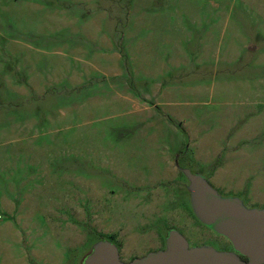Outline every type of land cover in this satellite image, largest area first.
<instances>
[{
	"label": "rangeland",
	"instance_id": "obj_1",
	"mask_svg": "<svg viewBox=\"0 0 264 264\" xmlns=\"http://www.w3.org/2000/svg\"><path fill=\"white\" fill-rule=\"evenodd\" d=\"M224 163L210 181L264 208V0H0V263L214 239L180 168Z\"/></svg>",
	"mask_w": 264,
	"mask_h": 264
},
{
	"label": "water",
	"instance_id": "obj_2",
	"mask_svg": "<svg viewBox=\"0 0 264 264\" xmlns=\"http://www.w3.org/2000/svg\"><path fill=\"white\" fill-rule=\"evenodd\" d=\"M187 178L190 205L206 226L227 237L234 250L212 245H190L176 228L168 231L165 248L126 262L118 246L100 238L83 264H264V208L249 207L238 196L222 195L202 172L180 168ZM244 255L248 260L241 258Z\"/></svg>",
	"mask_w": 264,
	"mask_h": 264
},
{
	"label": "flooded vegetation",
	"instance_id": "obj_3",
	"mask_svg": "<svg viewBox=\"0 0 264 264\" xmlns=\"http://www.w3.org/2000/svg\"><path fill=\"white\" fill-rule=\"evenodd\" d=\"M184 154V151L182 153H177L176 156H175V159L177 158V161L178 159L180 158V156L182 157ZM232 155V154H231ZM230 155V156H231ZM229 156V157H230ZM216 157H219L220 159H224V154H220L219 156H216ZM176 163V161H175ZM201 165V164H200ZM183 173V172H182ZM215 172L213 171L208 178L209 182L217 189L219 190V192H221L222 194H226V195H231V196H237L239 192H236V191H233L232 188L230 186H224V185H215L214 183H212L210 180L213 179L212 177L214 176ZM187 186V185H186ZM234 192V193H233ZM241 193V192H240ZM237 194V195H235ZM242 195H244V193H242L241 195L239 194L238 197L240 196V198L242 197ZM245 198H244V202L246 203V205H248L249 207H253V200H251V195H244ZM188 204V202H187ZM190 205V200H189V204ZM191 207V205L189 206ZM192 209V208H191ZM188 211L189 208H188ZM193 211V210H192ZM195 215V214H194ZM197 218V217H196ZM198 219V218H197ZM199 220V219H198ZM200 221V220H199ZM201 225L207 227L213 234H214V239H211V240H207V241H203L201 243H199L198 245H204V244H209V245H212L214 246L215 248L219 249V250H228V251H233L234 250V247H233V244L231 243V241L225 237L224 235H221L219 233H217L216 231L212 230L211 228H209L208 226H206L205 224H203L201 221H200ZM172 229V228H171ZM189 241V240H188ZM190 243V242H189ZM190 245H192L190 243ZM166 246V238H165V241H164V245L162 246V248H165ZM161 248V249H162ZM241 258L244 259V260H248V258L244 255H241Z\"/></svg>",
	"mask_w": 264,
	"mask_h": 264
},
{
	"label": "crops",
	"instance_id": "obj_4",
	"mask_svg": "<svg viewBox=\"0 0 264 264\" xmlns=\"http://www.w3.org/2000/svg\"><path fill=\"white\" fill-rule=\"evenodd\" d=\"M169 12H170V14H176V15H178V17L180 18V19H182V17H183V13H173V12H182V10H179L178 9V7L177 6H175L173 9H170V10H168ZM156 21H158V20H151V21H149V27H152L153 26V24H155V22ZM97 24H96V26L97 27H99V26H101L102 25V23L103 22H101V21H97L96 22ZM140 22H136V23H134L133 24V26L135 27V26H138V24H139ZM150 32H151V30H150ZM84 33L85 34H88V30H84ZM96 36H90L89 34H88V36H90V37H92V38H94V39H98V40H101V39H104V40H106V37H108V36H106L105 35V33H103V31L102 30H98V28H97V30H96ZM168 39H166V41H167ZM103 41V40H102ZM104 42V41H103ZM157 85V84H156ZM194 89H196L197 91H202V90H206V88H207V86H205V85H201V84H199V85H197V86H194L193 87ZM168 89H165L164 90V92L161 94L162 96H167V94H168ZM169 105V104H168ZM182 117H183V115H181ZM225 136L227 135H229V132H226L225 134H224ZM226 148L225 147H223L222 145H220V144H218L216 147H215V151H214V154L212 155V158H213V160L214 161H216V158H215V156H219L220 154H224V159L225 158H228L231 154H233V152L231 151V150H225ZM172 163V162H171ZM197 163H199V162H197ZM199 164H201V165H205V164H209V162H204V163H199ZM220 164V163H219ZM225 166V163L223 164V165H221V166H219V165H216L215 167H214V176L213 177H218L219 176V171H222V167H224ZM181 171V170H180ZM211 172H213V171H211ZM182 173V172H181ZM212 177V178H213ZM174 179L172 178L171 179V181H173ZM162 185H166V184H162ZM158 188H159V190L161 191V190H165V187H162V186H157ZM185 187H186V185H185ZM164 193V192H163ZM166 193V192H165ZM23 261V260H22ZM0 264H4L3 262H1Z\"/></svg>",
	"mask_w": 264,
	"mask_h": 264
}]
</instances>
